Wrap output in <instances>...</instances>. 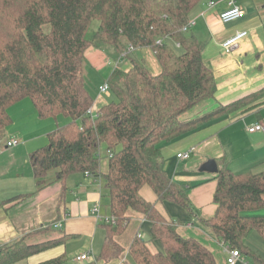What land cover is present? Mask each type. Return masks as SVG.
Listing matches in <instances>:
<instances>
[{
    "label": "trees",
    "instance_id": "1",
    "mask_svg": "<svg viewBox=\"0 0 264 264\" xmlns=\"http://www.w3.org/2000/svg\"><path fill=\"white\" fill-rule=\"evenodd\" d=\"M202 0H0V146L13 123L9 110L30 99L41 120L64 115L71 121L48 135V144L30 154L37 191L0 199L10 211L56 182L75 174L101 176L100 150H108L109 172L103 176V206L115 224L101 223L106 232L98 262L119 260L125 249L117 238L135 211L152 224L153 237L136 236L129 247L135 264H218L213 253L194 238H184L174 221L141 194L149 186L159 200L187 210V190L163 170L162 145L200 131L237 113L264 105V89L193 118L185 115L214 100L217 82L203 58V45L183 31ZM99 22L97 30L93 23ZM162 40L161 44L157 42ZM183 49L178 54L168 43ZM151 48L162 72L153 75L131 58L132 68L119 67L107 81L116 98L89 114L94 98L86 86V52L99 49L114 61L129 48ZM109 153L113 156L110 157ZM215 215L203 227L229 251L238 250L264 264L247 246L256 231L264 239V169L217 174ZM54 225L0 247V264H22L29 258L64 247L70 236L54 235ZM150 242L162 248L154 250ZM66 253L39 264H66Z\"/></svg>",
    "mask_w": 264,
    "mask_h": 264
},
{
    "label": "crops",
    "instance_id": "2",
    "mask_svg": "<svg viewBox=\"0 0 264 264\" xmlns=\"http://www.w3.org/2000/svg\"><path fill=\"white\" fill-rule=\"evenodd\" d=\"M211 2L215 3L213 7L209 6ZM231 3L241 7L244 16L233 23L224 24L220 15L230 8ZM191 21H195L196 25L189 31V34L196 37L203 45L204 62L214 72L217 93L214 100L197 106L186 114L185 118L190 119L202 115L216 108L219 103L229 104L264 89V0H202L192 12ZM242 31H246L248 36L230 52H226L222 46L223 43ZM168 43L183 50L172 40H168ZM131 58L142 61L153 75H159L162 72L161 65L151 48L134 49L129 57L118 59L119 68L129 71L132 68ZM86 59L94 74L104 79L99 87L97 98L92 96L94 105L91 113L97 116L98 111L109 103L103 97L105 93H101L100 88L116 70L118 60L114 61L108 54L96 48L87 50ZM262 110H264V105L248 113H237L229 118L216 121L198 132L162 145L163 170L177 186L187 190L191 201L190 210L169 201H160L149 186L141 190L142 196L147 201L155 204L164 216L175 222L182 237L197 239L213 253L218 264H227L230 251L210 236L203 227V220L211 219L217 210V205L214 203V195L218 186L217 174L201 172L200 169L207 161L214 159L219 168L225 166L230 168L234 163L233 165L238 167L236 168L238 173H245L257 166L263 170L264 132L249 133L247 131L248 127L257 123L264 125ZM9 113L13 121L20 115L28 116L30 119L35 118L33 121L35 129H31L32 132L43 131L48 126L41 122L49 119L39 118L30 99L12 106ZM240 125L244 127L240 128ZM15 137L25 139L26 135L25 132L18 131L8 137L7 133L4 144L0 146V183L4 186L8 182H14V189L17 191L14 190L15 192L6 195L14 194L11 198L37 191L30 165V154L34 151L31 147L35 139L32 138L26 142L25 139L23 143L20 142V145L9 148L7 143ZM22 145L25 148L22 149ZM191 149L194 152L188 161L178 159V154L186 153ZM105 150L107 148L103 145L100 150V177L92 174H75L70 176L65 183L56 182L37 192L13 210L8 212L0 210V247L11 245L24 236L53 224L55 236L56 234L70 236L67 244L64 247L35 255L22 264H39L63 253L67 254L69 243L83 238L92 242V248L91 251L87 250L77 254L75 263L91 264L90 262H78L77 257L93 253L95 249L99 250V255L105 242L106 232L93 212L94 208L100 204L102 215L108 214L105 205L103 206V183L101 181L103 176L109 172L110 165L108 153L106 155ZM105 155L108 160H104ZM21 157H25L23 164H21ZM257 215L264 216V210L257 212ZM128 216L130 222L125 233L130 227H135L132 242L139 235L143 239L148 237L151 240L153 237L152 224L145 216L135 211H129ZM56 231L62 234L59 235ZM124 234L119 236L117 241L125 249L122 255L125 262L121 257L110 263L102 261L97 264H128V256H131L129 247L132 242L129 245L126 244ZM150 244L154 250L162 248L160 244L155 245L151 242ZM246 246L264 262V239L258 232L254 231L248 236ZM241 254L242 257L237 264H255L252 257Z\"/></svg>",
    "mask_w": 264,
    "mask_h": 264
},
{
    "label": "rangeland",
    "instance_id": "3",
    "mask_svg": "<svg viewBox=\"0 0 264 264\" xmlns=\"http://www.w3.org/2000/svg\"><path fill=\"white\" fill-rule=\"evenodd\" d=\"M92 27H93L94 30H97L98 27H99V22L95 21L93 23ZM171 47L175 48V46H173V45H171ZM175 50H176V52L178 54H182L183 53V50H181V49L175 48ZM85 80H86V86H87L88 91L91 93V95L94 98H97V96L99 95V87L104 82V79L101 78L100 75L94 74L93 70L90 69L88 61H87V66H86V71H85ZM103 97L105 98V100H108L109 103L116 100V98L114 97V95L110 91L105 93L103 95ZM261 113H262V115L264 117V110H262ZM31 118H33V117H31ZM14 120L15 121H13V123L9 126V128L7 130L8 137L12 136L13 133L18 132V131L25 132V135H26L25 139L26 140L25 139H21V138L19 139L18 137L13 138L12 140L18 139V141L23 143L24 140L26 142L27 140L34 138L35 140H34V143L32 144L33 147H31L34 151H36V150H38L40 148H43V147H45L48 144V135H49V133H51L52 131L57 130L60 127H63L65 125H67L71 121L66 116L59 115L56 118L49 119L48 121H42L41 123H43V125H46V126L48 125L47 127L44 128L43 131L40 130V131L32 132L31 129H33L35 127L34 126L35 122H33L35 120V118L34 119H30L28 116H21L20 115L19 117L18 116L15 117ZM243 125H240L241 126L240 128H243L245 126V125L244 126ZM225 142H226V140H225ZM10 148H12V147H10ZM23 148H25V146L22 145V149ZM107 151L108 150L104 151L106 155L108 153ZM21 158H22L21 164H23V162L25 160V157H21ZM104 160H108L107 156H106V158ZM233 164L231 165L230 168H235V169H232V170L234 172H237L236 168H238V167L234 166ZM258 167L259 166L254 167L253 169H249L248 171L260 172L262 169H260V167L259 168ZM242 170H247V169H242ZM101 181H102V183H104V180H101ZM14 188H15L14 187V182H8V184H6L4 186L1 185V183H0V199L1 200H8V198H11V196H13L14 194L13 195H9V196H6V195L11 193V192L17 191ZM71 189L74 190L75 188L71 187ZM69 195H71V194L69 193ZM2 196H6V197H2ZM134 230H135V227L132 226L124 234V238H125L126 244H128V245L132 242V238H133V235H134ZM56 233H58L59 235L62 234V233H59L57 231H56ZM56 236H58V235L56 234ZM144 239L146 241H150L148 239V237L144 238ZM91 243L92 242L89 239H87V238H83L82 240H76V242L73 241V242L69 243V245L67 247V257L69 258V261L66 264H76L75 263V256L77 254L83 252V251H87V250L91 251V248H92V244ZM127 250L128 249H126V251ZM98 251L99 250L95 249L94 252L92 253V256L94 258H96L98 256V253H99ZM128 257H129L128 264H134V260L132 259V257L131 256H128ZM123 260L125 262V259L122 257V261Z\"/></svg>",
    "mask_w": 264,
    "mask_h": 264
},
{
    "label": "built area",
    "instance_id": "4",
    "mask_svg": "<svg viewBox=\"0 0 264 264\" xmlns=\"http://www.w3.org/2000/svg\"><path fill=\"white\" fill-rule=\"evenodd\" d=\"M215 5L214 2H211L209 4L210 7H213ZM244 16V11L241 9V7L235 5L234 3H231L230 8H228L227 10H225L224 12L221 13L220 15V19L224 24H230L233 23L239 19H241ZM196 25L195 21H190L187 25H185V27L183 28V31L185 32H189L194 26ZM248 36V33L246 31H242V32H238L237 34H235L234 36L230 37L229 39H227L224 43H223V48L226 52H230L233 47H235L240 41H242L243 39H245ZM158 44L162 43V40H159L157 42ZM134 48L130 47L129 51H133ZM127 54H124L123 57H121L119 60H121L122 58H125ZM119 60L117 61V67H119ZM101 93H107L110 91V86L109 83L106 82L101 88H100ZM89 114L91 116H93V114L91 113V111L89 112ZM96 117V116H93ZM247 131L249 133H256V132H264V125L261 123H257L253 126H250L247 128ZM20 145V141L18 140H12L9 141L7 143V146L10 147H16ZM194 150L191 149L190 151L186 152V153H180L178 154V159L183 160V161H188L192 154H193ZM109 156L112 157L113 154L109 153ZM87 175H91L90 173H86ZM94 214L98 217L99 221L101 223H112L115 224V219L111 218V217H106L104 215H102L101 213V206L100 204L97 205L94 208ZM140 238H142L141 235H139ZM242 254L240 251L238 250H234V251H230V256L227 260V264H237L238 261L241 259ZM77 261L78 262H95L96 258H94L92 256V253H88L85 255H81L80 257H77Z\"/></svg>",
    "mask_w": 264,
    "mask_h": 264
},
{
    "label": "water",
    "instance_id": "5",
    "mask_svg": "<svg viewBox=\"0 0 264 264\" xmlns=\"http://www.w3.org/2000/svg\"><path fill=\"white\" fill-rule=\"evenodd\" d=\"M201 172L205 173H211V174H218L220 171L219 165L216 160L211 159L207 161L204 165L201 167Z\"/></svg>",
    "mask_w": 264,
    "mask_h": 264
}]
</instances>
